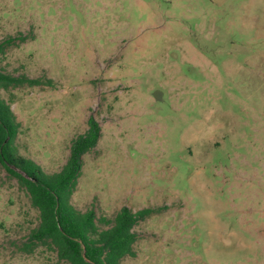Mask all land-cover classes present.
<instances>
[{
    "label": "rangeland",
    "instance_id": "obj_1",
    "mask_svg": "<svg viewBox=\"0 0 264 264\" xmlns=\"http://www.w3.org/2000/svg\"><path fill=\"white\" fill-rule=\"evenodd\" d=\"M0 44L53 81L0 92L20 154L59 172L93 116L72 204L154 210L122 264H264V0H0ZM38 225L0 163V264H64Z\"/></svg>",
    "mask_w": 264,
    "mask_h": 264
},
{
    "label": "trees",
    "instance_id": "obj_2",
    "mask_svg": "<svg viewBox=\"0 0 264 264\" xmlns=\"http://www.w3.org/2000/svg\"><path fill=\"white\" fill-rule=\"evenodd\" d=\"M3 52L0 44V54ZM24 86H53V81L25 74L15 76L0 67V92ZM88 125V131L73 140L63 168L47 173L35 161L20 154L16 140L21 124L0 95V163L18 180L39 212V225L31 232L27 250L47 246L64 264H122L126 257L136 255L135 226L154 210L133 212L124 206L114 218H98L95 210L83 212L72 204L71 198L82 176L83 157L97 146L101 137V126L93 116Z\"/></svg>",
    "mask_w": 264,
    "mask_h": 264
}]
</instances>
